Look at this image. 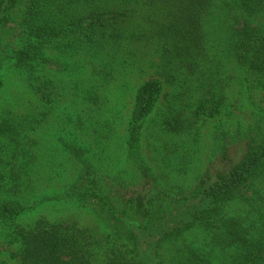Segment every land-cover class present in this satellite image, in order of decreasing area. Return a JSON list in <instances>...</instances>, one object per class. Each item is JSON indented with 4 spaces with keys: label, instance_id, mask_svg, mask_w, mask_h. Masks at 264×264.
Here are the masks:
<instances>
[{
    "label": "trees",
    "instance_id": "obj_1",
    "mask_svg": "<svg viewBox=\"0 0 264 264\" xmlns=\"http://www.w3.org/2000/svg\"><path fill=\"white\" fill-rule=\"evenodd\" d=\"M134 23L150 26L161 77L136 88L120 120L105 115L119 109L84 118L76 105L63 108L60 83L80 80L81 65L69 58L120 48L133 38L123 25ZM217 29L216 62L205 68L208 31ZM230 61L240 81L264 77V0H0V75L11 69L24 78L43 108L32 118L0 111V252L7 256L0 264H264V111L247 130L217 127L209 163L187 179L200 143L196 122L231 117L226 95L203 76ZM180 75H189L196 101L165 92ZM97 89L89 85V107L80 111L98 110ZM57 106L48 156L51 178L60 181L40 193L47 177L40 141L31 139L30 148L27 139L53 122ZM241 143L244 153L233 161ZM67 206L96 223L42 214Z\"/></svg>",
    "mask_w": 264,
    "mask_h": 264
},
{
    "label": "rangeland",
    "instance_id": "obj_2",
    "mask_svg": "<svg viewBox=\"0 0 264 264\" xmlns=\"http://www.w3.org/2000/svg\"><path fill=\"white\" fill-rule=\"evenodd\" d=\"M218 21V20H217ZM219 23V21H218ZM125 30L129 34L133 35L132 39H127L122 42L121 47L114 48L111 51L106 50L105 53L97 58L90 59L83 50L78 54L69 58L73 63L78 62L81 65L80 80L79 83L65 79L63 83H60L62 87V106L71 107L73 105L78 106V115L85 116L91 114L93 117H98L103 109L107 110H120V111H107L105 115L113 116L114 118L123 119L122 114L131 110L133 95L136 88L145 80L153 77H161L159 75V65L161 63V55L159 53L158 46L156 44L153 33L150 32V26L140 25L134 23L132 25H123ZM216 27V26H214ZM221 29L208 31L210 35L209 46L207 50V58L205 60V68H211L216 61H214L215 53L218 52V45L220 44ZM153 36V37H152ZM185 66L183 67V69ZM214 74L211 70H206V74L203 77L212 75V78H208V81L213 80L212 85L216 91H222L226 95L225 113L230 112L231 117L227 118L225 114L219 115L216 118H203L196 122L195 132H198L200 143L196 147L195 158L193 157L191 166L195 167L189 171L190 177H187L190 181H195L196 176L200 174L203 168L209 163L211 157V148L213 146V134L217 127L236 129L240 127L242 130H247L255 121L256 114H261L264 111V77L255 80L249 78V83L245 80L240 81L238 73L239 70L236 65L230 61L221 70H217ZM190 75V74H189ZM189 75L185 78V75H180V83L176 87H172L168 82L164 83L165 92L173 94L174 90H180L184 99H190L191 102L199 96L197 91L190 92L188 87L190 80ZM223 78L225 80L222 82ZM254 78V77H253ZM25 79L15 74L11 69H6L5 72L0 75V111L7 108L8 111H12L14 114H21L23 116L33 117L37 115V112H42V106L38 102L36 96L31 93V90L27 87ZM74 83L79 86L75 87ZM94 83L98 88L96 95L101 101V106L97 111H80L82 108H88L90 103L88 94V87ZM194 88V86L192 87ZM90 94H94L91 92ZM85 98V101L82 100ZM61 107V109H63ZM58 106L53 109V122L50 121L41 127L38 132L31 131L27 143L30 148L32 145L31 139H38L39 147V159L38 162L43 164L42 174L45 178V182H41L40 193L50 189L53 191V185L58 184L59 178L53 180L52 173L53 166L50 169V164H53V159H49L50 153H53V146H55L56 140L53 138V130L58 128L57 119L62 111ZM117 112V113H116ZM187 112V111H186ZM223 112V113H224ZM189 113H192L190 111ZM156 114V115H155ZM157 117V113H155ZM153 116V118H155ZM97 120V119H93ZM50 125H52L50 127ZM49 127L51 129H49ZM123 130V131H122ZM82 132V131H80ZM119 132H124V127L119 128ZM176 141L171 139L169 143ZM181 141V140H180ZM113 149V148H112ZM149 151L150 163L157 170V164L152 157L155 155L150 148H146ZM245 146L243 143L234 145L231 149V159L238 161L244 153ZM30 154V152H27ZM64 155H60L59 159H64ZM29 158V156L24 157ZM196 160V162H195ZM195 163H194V162ZM39 166V165H38ZM72 168L64 177L71 176ZM161 173V164L160 170ZM181 183H184L186 177L178 176ZM194 183V182H193ZM192 183V184H193ZM42 214L47 215L50 218L54 216H72L78 219L81 223H96L93 215L86 213L83 209H78L74 206L58 207L54 210L53 207H45ZM34 218V217H33ZM32 218L26 219L31 221ZM7 258V256L0 252V260Z\"/></svg>",
    "mask_w": 264,
    "mask_h": 264
}]
</instances>
